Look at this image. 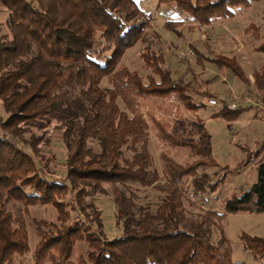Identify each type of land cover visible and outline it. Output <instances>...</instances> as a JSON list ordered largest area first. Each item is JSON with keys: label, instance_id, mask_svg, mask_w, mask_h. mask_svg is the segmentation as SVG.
Here are the masks:
<instances>
[{"label": "trees", "instance_id": "obj_1", "mask_svg": "<svg viewBox=\"0 0 264 264\" xmlns=\"http://www.w3.org/2000/svg\"><path fill=\"white\" fill-rule=\"evenodd\" d=\"M258 1L158 3H173L203 26ZM0 5L7 11L6 28L0 33V106L6 114L0 116V128L29 149L0 138V264H14L16 257L29 252L33 264L46 259L52 264H264V237L247 233L239 238L254 262H230L221 225L229 213L264 212L263 159L256 161L252 184L223 200V212L201 208L198 216L190 215L184 205L186 185L194 196L207 194L225 177L213 178L206 171L214 163L210 147L163 132L173 145L207 159L181 164L163 155L162 172L154 166L147 147L149 124L133 108L129 94L191 100V93L208 92L191 86L199 74L192 72L187 82L173 77L163 54L152 49L141 55L159 80L147 75L145 82L136 71L118 68L126 49L152 28L153 18L135 0H0ZM163 27L183 36L185 28L194 26L166 20ZM151 35L160 37L153 29ZM188 45L198 62H216L248 81L234 58L215 53L207 44L210 57ZM256 49L264 52V40ZM251 77L264 99V64ZM104 79L108 85H102ZM118 97L129 112L119 107ZM227 111L233 110L223 105L218 113ZM54 123L64 152L59 177L52 174L51 158L41 155L39 147L43 138L38 131ZM103 184L111 187L114 217L121 228L112 238L102 232L101 211L91 199L104 192ZM130 184L161 193L153 209L136 205ZM37 204L51 205L58 215L57 221H34L38 239L31 249L26 215ZM214 229L220 233L215 242ZM79 241H85L87 253L74 259Z\"/></svg>", "mask_w": 264, "mask_h": 264}, {"label": "rangeland", "instance_id": "obj_2", "mask_svg": "<svg viewBox=\"0 0 264 264\" xmlns=\"http://www.w3.org/2000/svg\"><path fill=\"white\" fill-rule=\"evenodd\" d=\"M135 1L147 15L153 18L152 28H147L142 38L126 49L118 62V68L125 67L136 71L147 82L145 77L153 74L141 53L146 49H152L163 54L164 66L170 69L173 77L187 82L191 80L192 72L199 74L193 76V81H190L191 86L196 90L208 92L206 95L191 93V100L178 99L173 95L159 98L129 94L133 108L136 112L142 113L149 124L147 147L154 166L160 173L162 172L163 155L181 164L190 163L198 157L207 159L192 155L186 146L173 145L162 136L163 132L175 139H183L202 146L208 145L214 163L209 165L206 171L213 178L220 175L225 177L213 192L196 196L190 192L188 183L184 205L192 216H198L201 208L223 212V200L234 192L247 189L256 179V161L260 158L264 160V99L255 89L251 77L252 73L264 64V52L256 49L264 40V0L253 2L248 8L234 9V16L214 18L210 25L203 26H197L188 13L176 8L173 3L160 4L158 0ZM6 17L7 11L0 5V33L5 31ZM166 20H181L186 26L194 27L189 31L185 28L182 32L183 36H177L163 27ZM152 29L160 35L159 38L151 35ZM187 42H192L205 56H212L207 51L205 45L207 44L215 53L234 58L248 81H244L232 70L226 66H219L216 62L204 58L198 62L197 56L189 53L188 50L192 48ZM154 78L159 80L157 75ZM102 85H108L107 80L104 79ZM212 98L217 100V105H209L208 101ZM117 103L121 109L130 111L120 97ZM192 103L204 105L196 107L191 106ZM232 104L235 108H230ZM223 105L233 111L218 113ZM259 106L261 107L258 108ZM0 116L6 117L1 106ZM38 133L43 138L39 146L40 154L51 158L48 165L53 171L52 174L54 173L56 177L61 176L64 152L60 132L55 128L54 123ZM0 138L29 152L26 146L1 128ZM124 153L126 156L131 155L130 151ZM255 155L258 157H254ZM248 158L250 161L247 164L241 163ZM130 186L136 193L135 203L138 207L153 209L161 197V193L152 188H143L135 184ZM103 188L105 193L97 192L91 196V199L101 211L102 232L106 237L112 238L121 234V228L114 217L111 187L103 184ZM57 215L56 209L51 205L37 204L29 207L26 222L31 249L38 239L34 221L40 218L57 221ZM221 225L222 234L230 247V262L253 263L251 252L243 248L239 236L247 233L264 237V212L229 213L224 216ZM219 237V231L214 229L212 240L215 242ZM86 253L85 241L76 242L72 257L77 259L80 254L85 256ZM14 264H33L31 253L16 257ZM41 264L52 263L46 259Z\"/></svg>", "mask_w": 264, "mask_h": 264}, {"label": "built area", "instance_id": "obj_3", "mask_svg": "<svg viewBox=\"0 0 264 264\" xmlns=\"http://www.w3.org/2000/svg\"><path fill=\"white\" fill-rule=\"evenodd\" d=\"M188 51H189V53H192V51L190 49ZM208 103L210 106H215V105H217V100L212 98V99H209ZM230 108H235V105H233V104L230 105Z\"/></svg>", "mask_w": 264, "mask_h": 264}, {"label": "crops", "instance_id": "obj_4", "mask_svg": "<svg viewBox=\"0 0 264 264\" xmlns=\"http://www.w3.org/2000/svg\"><path fill=\"white\" fill-rule=\"evenodd\" d=\"M234 9H237V8H234ZM184 24H185V22H184ZM188 43V42H187ZM192 43V42H191ZM193 44V43H192ZM261 106H259L258 108H260ZM261 159H263V158H261Z\"/></svg>", "mask_w": 264, "mask_h": 264}]
</instances>
